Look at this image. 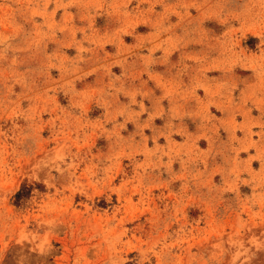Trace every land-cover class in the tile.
Masks as SVG:
<instances>
[{
	"label": "rangeland",
	"instance_id": "obj_1",
	"mask_svg": "<svg viewBox=\"0 0 264 264\" xmlns=\"http://www.w3.org/2000/svg\"><path fill=\"white\" fill-rule=\"evenodd\" d=\"M0 264H264V0H0Z\"/></svg>",
	"mask_w": 264,
	"mask_h": 264
}]
</instances>
